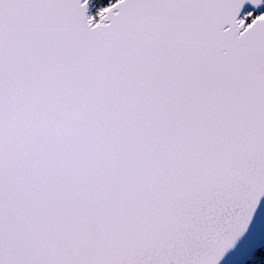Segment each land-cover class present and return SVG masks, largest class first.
Wrapping results in <instances>:
<instances>
[{
    "label": "snow or ice",
    "instance_id": "snow-or-ice-1",
    "mask_svg": "<svg viewBox=\"0 0 264 264\" xmlns=\"http://www.w3.org/2000/svg\"><path fill=\"white\" fill-rule=\"evenodd\" d=\"M0 264H264V0H0Z\"/></svg>",
    "mask_w": 264,
    "mask_h": 264
}]
</instances>
